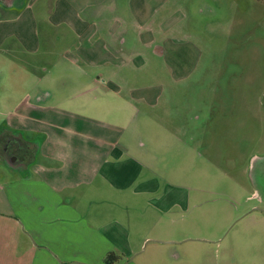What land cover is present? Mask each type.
I'll return each mask as SVG.
<instances>
[{"label":"rangeland","instance_id":"1","mask_svg":"<svg viewBox=\"0 0 264 264\" xmlns=\"http://www.w3.org/2000/svg\"><path fill=\"white\" fill-rule=\"evenodd\" d=\"M121 1L120 18L129 23ZM140 2L146 26L159 30L150 49L133 44L141 30L125 36L126 52L134 49L138 58L120 70L121 93L99 83L70 91L64 78L55 87L65 98L58 107L121 130L119 146L142 171L121 190L96 179L75 191L80 199L72 204L95 229L119 225L139 248L133 264H264V184L253 180L264 160V0ZM197 115L203 125L190 127ZM0 165L18 170L6 160ZM149 179L157 193L135 194ZM164 195L178 204L187 199V206L160 209L165 202L156 199ZM22 212L31 213L26 205L16 213ZM12 223L0 239V264H43L34 259L36 247L54 255L30 239L21 221ZM164 240L178 244L179 261L169 260Z\"/></svg>","mask_w":264,"mask_h":264},{"label":"crops","instance_id":"2","mask_svg":"<svg viewBox=\"0 0 264 264\" xmlns=\"http://www.w3.org/2000/svg\"><path fill=\"white\" fill-rule=\"evenodd\" d=\"M120 3L0 0V144L9 139L21 145L18 170L8 171L0 165V239L8 224L21 221L30 239L54 253L36 247L34 259L43 264H106L109 253L121 259L116 264H133L132 256L139 249L131 247L129 236L115 223L91 227L72 203L80 199L75 191L94 186L96 179L117 190L132 186L142 163L129 159L119 146L121 130L60 108L65 98L55 87L64 78L72 83L70 91L78 90L82 83L86 87L99 83L115 95L121 93L124 79L120 70L138 58L134 49L126 52L125 36L130 29L132 34L141 30L133 44L140 40L150 49L155 45L153 31L159 29L146 26L149 18L141 17L140 0H127L124 5L131 12L129 23L120 18ZM160 49L165 51L164 46ZM47 56L54 61H46ZM89 69H97V73ZM49 74L54 76L51 83ZM142 97L139 99L146 102ZM2 161L0 146V164ZM150 179L135 194H156L158 186ZM67 195L69 199L64 197ZM162 199L165 204L158 208L166 210L175 204L183 209L188 203L187 199L184 204L174 203L170 195L156 202ZM24 205L31 213L20 216L16 212L23 211ZM171 240L163 243L169 260L176 262L181 255L178 244Z\"/></svg>","mask_w":264,"mask_h":264},{"label":"flooded vegetation","instance_id":"3","mask_svg":"<svg viewBox=\"0 0 264 264\" xmlns=\"http://www.w3.org/2000/svg\"><path fill=\"white\" fill-rule=\"evenodd\" d=\"M204 121V117L201 115H197V116H191L190 120H189V126L190 127H201ZM1 146V150H2V158L6 161H9L10 159H19V161H21L20 159V155H19V149H21V145L19 143H17L16 141H12L9 139H5L2 141V143L0 144ZM18 161V160H16ZM253 180L255 182V184H264V160L263 162H261L258 167H256V169L254 170V176H253ZM252 198L255 199H259L260 197L258 195V193H254Z\"/></svg>","mask_w":264,"mask_h":264},{"label":"trees","instance_id":"4","mask_svg":"<svg viewBox=\"0 0 264 264\" xmlns=\"http://www.w3.org/2000/svg\"><path fill=\"white\" fill-rule=\"evenodd\" d=\"M120 261H121V259L120 258L116 259L112 253L107 254L104 258V262L106 264H116Z\"/></svg>","mask_w":264,"mask_h":264},{"label":"water","instance_id":"5","mask_svg":"<svg viewBox=\"0 0 264 264\" xmlns=\"http://www.w3.org/2000/svg\"><path fill=\"white\" fill-rule=\"evenodd\" d=\"M16 160H18L17 158L15 159H10L9 161H8V163H9V166L11 167V168H13V167H17L19 164H18V161H16ZM131 261V259L128 261V262H130Z\"/></svg>","mask_w":264,"mask_h":264}]
</instances>
